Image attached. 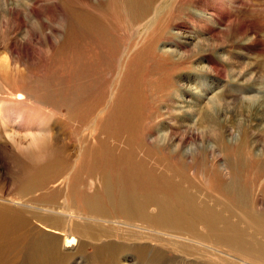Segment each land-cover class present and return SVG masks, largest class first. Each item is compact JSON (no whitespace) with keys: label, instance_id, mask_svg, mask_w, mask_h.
<instances>
[{"label":"rangeland","instance_id":"obj_1","mask_svg":"<svg viewBox=\"0 0 264 264\" xmlns=\"http://www.w3.org/2000/svg\"><path fill=\"white\" fill-rule=\"evenodd\" d=\"M221 4L229 17L222 24L210 13ZM130 95L142 108L131 143L124 132L110 134ZM0 100V134L17 146L26 127L5 121L2 109L22 104L24 116L36 105L56 116L34 164L5 139L2 199L59 209L69 202L90 215L91 194L104 191L84 157L108 160L114 145L116 155L144 162L152 177H173L184 191L183 202L152 205L157 194L140 190L142 216H159L151 238L111 223L88 234L77 221L67 228L49 215L43 225L6 209L13 221L0 235V264H264L254 245L264 251V0H160L139 23L128 20L123 0H0ZM194 104L208 108L212 124L193 125L186 113H198ZM54 163L57 175L44 181L41 170ZM103 212L114 223L137 216L109 205ZM66 233L79 239L76 251L62 248Z\"/></svg>","mask_w":264,"mask_h":264},{"label":"bare ground","instance_id":"obj_2","mask_svg":"<svg viewBox=\"0 0 264 264\" xmlns=\"http://www.w3.org/2000/svg\"><path fill=\"white\" fill-rule=\"evenodd\" d=\"M159 1L160 0H123V7L126 13V16L128 17V20L129 19L135 20V22L139 23L140 21H144L145 19L151 16L153 8ZM210 7H213V6H210ZM217 8L218 9H210L211 11L210 13H212V15L210 14L212 20L217 21V22H219L220 20V23H221V20H228L229 17L225 18L224 16L225 15L224 13L226 11L222 10V8H224V4H221V6L218 5ZM229 16H231L230 13H229ZM210 69H213V68L211 67ZM179 94H180L179 92L176 94L178 103L181 100V96ZM24 95L22 93L17 94L16 96L17 102L24 103V101H26L25 100L26 98ZM128 100L129 102L128 104H126V106L120 105L121 109L117 112L115 116L117 119V122L115 123L114 126H112L114 130L110 131V134L124 132L128 135L127 142L131 143V139H132L131 135L132 133L134 134L133 132L134 128L137 127V124L139 123V120L141 119V113H140L141 107H139L140 105L138 102V97L136 95L135 96L130 95ZM187 102H189V100L182 101V103L184 104H186ZM21 105L19 104L16 106V109L10 110L11 111L10 114L8 113L7 115H5L2 112L3 109L1 110V113L4 115L5 121L7 120L11 121V119H14V120L17 119L20 122L22 121V124H24V126L26 127L25 128L26 134L23 137V139H25L26 142H23V146H17V140L14 137L9 136V135L3 136L0 134V138H1L0 155L7 154L5 148L8 143L5 141V139L11 140L13 143V147L11 146L10 149L13 152L14 151L17 152L19 155L23 154V156H26L28 163L32 161L31 164H34L36 161L38 162L41 159V157L44 156L46 153L44 149L46 148L49 142V140H46V139L52 137L51 127L55 123L56 116H53L49 112L40 111L38 110L36 105L34 106L32 105V107L31 106L28 107L27 114L24 115L27 118H25L23 116V112L19 109L20 107H22ZM196 105L195 107L199 108L198 113L195 110H193L192 113L191 112L186 113V114H190L192 120L194 119L193 125L197 126V123H199L198 119L199 121H201V123L202 122L207 123L208 125L212 124L214 121V118H213V115L209 112L208 108L204 110L203 108L198 107L200 105L198 104ZM180 118L183 119L184 116H180ZM186 120H187V117H186ZM183 122L184 124L186 123V121H183ZM162 132L164 131H161L157 135H155L156 137H154V139H156V142L161 141L162 136H163ZM0 133L3 134V132H0ZM103 134L106 135V133H103ZM164 135L167 136V134H164ZM106 141L105 142L103 141V142L106 144ZM117 146L118 145L108 147L110 151L109 153L110 158L108 160L104 158L102 162H98L99 157L96 160L95 158L96 153H95V156L94 155H88V156L84 155L85 156L84 157V161H85L84 170L87 171L89 175L93 176L94 178H96L95 176H98V174H100L99 180L102 183L103 191H104L103 195L91 194L92 203L87 206L88 210L86 209V211L91 213L90 215L86 214L82 217L81 215H77L75 211L77 209L73 207V205L70 204L69 202L66 205L62 204L59 209L54 204H51L53 203L52 201L48 202L50 204L35 205L34 203H32L34 204V206L33 205L31 206L30 200L24 202L23 201L24 198L22 202H17L15 200L7 201L5 199L0 198V211H1L0 212V235L3 233L4 229H6L10 225L9 223L13 221L11 218V216H13L12 213H8L6 209L12 212H17L21 214L25 213L26 215L27 214L32 215L34 219H37L43 225L50 221L49 215H52L54 216L53 217L54 219H59L60 222L65 223L67 228L69 227L71 228L72 224L77 221L79 224L84 225L81 227V229L84 233H88V234H90L92 231H100L99 229L106 228L105 225L101 226L100 223L102 224L111 223L112 225L117 224L118 226H121V227L126 226L127 228L132 229V231H134L135 229H138L140 230V235L146 238H151L152 236L158 234L159 232L156 229H154L153 226L149 225V223L150 222L153 223L154 221L158 220L159 216H154V217H150V216L143 217L142 216V214L145 212L146 205H145V202L141 200V197L145 195L142 194L140 190H143L145 192L150 188L152 189L154 194H157V196L154 198L155 200L152 202V205H155V204L170 205L173 203L172 202L173 199H177L180 202H183L182 195L184 194V191H182L181 184L178 183L177 181H174L173 177L167 180L164 179L161 172L157 176L152 177V170L148 169L145 166L144 162L137 161L136 159L130 158L128 154L116 155V149H118ZM88 154H89V151H88ZM58 170L59 168L56 163L55 165H49V167L47 168V171H46V168H43L40 172V175H42V178L44 179V181L52 180V178H54V176L57 175ZM3 171L9 172L7 168H3ZM111 179H113V183ZM30 185L32 186V183ZM73 191H75V189ZM228 192H229V189H228ZM115 193L117 194L116 196H115ZM55 196H56V193L54 192L49 197L51 198ZM184 197L188 198L187 196H184ZM101 200H103V202ZM74 204H76V202ZM104 205H109V207H111L112 210H114L115 212H119L127 216H130L132 214H136L137 216L127 218L126 224L120 223V222L118 223L108 222V221H105L106 219L103 216L104 215V212H103ZM202 218H206V217L203 216ZM19 219L20 218L17 217V220ZM168 222H169V219L167 218L166 228L170 227L167 225ZM36 228H40V227L36 225ZM59 236L62 238V241H63L62 248L65 251H76L78 247L80 246L79 239L73 236L72 233L65 235V237L62 235H59ZM254 245L258 246L260 248V253L264 254V251L262 247L260 246V244L256 242L254 243ZM0 252H3L1 248H0ZM253 253L256 254V250L254 248H253ZM234 259L237 260L235 257ZM249 260L258 261L259 259L253 258ZM260 260L264 261V259H260ZM248 264H251V262L248 261Z\"/></svg>","mask_w":264,"mask_h":264}]
</instances>
